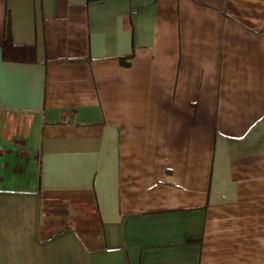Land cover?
<instances>
[{"label":"crops","instance_id":"1","mask_svg":"<svg viewBox=\"0 0 264 264\" xmlns=\"http://www.w3.org/2000/svg\"><path fill=\"white\" fill-rule=\"evenodd\" d=\"M7 28L36 60L0 45V264H264V0H0Z\"/></svg>","mask_w":264,"mask_h":264},{"label":"trees","instance_id":"2","mask_svg":"<svg viewBox=\"0 0 264 264\" xmlns=\"http://www.w3.org/2000/svg\"><path fill=\"white\" fill-rule=\"evenodd\" d=\"M2 48V56L9 61H35L36 50L31 43H14L11 39L9 29L7 28L6 36L0 42ZM192 238H189L191 241Z\"/></svg>","mask_w":264,"mask_h":264}]
</instances>
